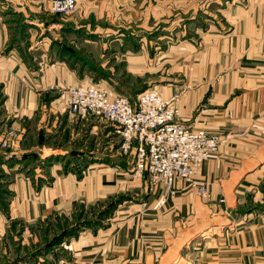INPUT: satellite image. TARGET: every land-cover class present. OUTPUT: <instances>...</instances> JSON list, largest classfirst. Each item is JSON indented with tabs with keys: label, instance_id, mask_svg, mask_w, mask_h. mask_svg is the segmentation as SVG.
<instances>
[{
	"label": "crops",
	"instance_id": "1",
	"mask_svg": "<svg viewBox=\"0 0 264 264\" xmlns=\"http://www.w3.org/2000/svg\"><path fill=\"white\" fill-rule=\"evenodd\" d=\"M31 2L0 0V139L7 131L17 133L12 146L0 147V167L13 173L11 210L26 219L126 189L123 177L91 161L96 158L88 125L95 119L72 117L66 106L67 89L90 79L62 52L57 38L65 33L63 22H54ZM212 2L214 9L196 11L209 24L198 42L186 46L182 80L156 88L174 99L178 123L219 137L218 150L196 177L205 193L177 182L175 195L163 205L160 186L145 199L136 194L104 229L72 239L70 256L54 264H264V208L239 212L249 195L254 203L263 195L264 0ZM137 61L129 72L142 78ZM109 135L119 138L107 124ZM29 154L54 160L31 176L21 170V157ZM79 161L88 167L77 180L63 166Z\"/></svg>",
	"mask_w": 264,
	"mask_h": 264
},
{
	"label": "rangeland",
	"instance_id": "2",
	"mask_svg": "<svg viewBox=\"0 0 264 264\" xmlns=\"http://www.w3.org/2000/svg\"><path fill=\"white\" fill-rule=\"evenodd\" d=\"M32 1L31 5L40 6L46 17L63 22V25L69 24L76 31L63 33L57 40L62 38L61 46L74 52L72 62L78 65L79 72L88 76V81L97 87L108 90L110 97L123 95L131 102L147 89H160L173 79L182 80L186 46L192 40L198 42L201 29L208 23L205 15L200 12L197 15L196 11H204L207 5L214 9L215 4L213 0H78L73 12L55 14L49 11L45 3ZM49 32L57 37L53 28ZM136 57L143 68L142 78L129 72L133 69L132 64L136 63ZM91 70L100 71L103 76H97ZM92 125L94 128H91ZM106 126V123L96 119L88 125L89 132H93L88 143L90 148L94 146L95 154L92 156L96 158L91 161L102 162L108 167L107 172L123 177L125 183L122 186L128 191L125 189L89 204L75 201L69 210L56 209L47 215L26 219L11 210L16 203L15 195L9 189L13 183V173H7L0 167V189L7 192H0V264H54L65 261L72 252L69 245L72 239L85 232L94 234L104 229L118 209L131 205L136 194L145 199L150 190L156 188L146 176L135 175L131 169L133 155L123 154L119 150L120 137L105 136ZM16 135L14 131L6 147H3L6 136L1 138V148L12 146ZM106 145L109 147L104 151ZM46 163L40 158L37 161L29 160L21 170L33 176L35 168L46 171ZM87 165L82 161L74 164L67 162L63 171L71 170L70 173L80 180L78 176L85 175ZM259 189L263 192L261 200L254 203L249 195L247 207L239 212L264 208V183ZM113 202H116V208L112 213H107V219L102 220L100 225L80 228L74 236L66 238L60 245L51 246L43 254L45 244L58 236L63 226L72 227L78 213L83 214L82 220L92 221Z\"/></svg>",
	"mask_w": 264,
	"mask_h": 264
},
{
	"label": "built area",
	"instance_id": "3",
	"mask_svg": "<svg viewBox=\"0 0 264 264\" xmlns=\"http://www.w3.org/2000/svg\"><path fill=\"white\" fill-rule=\"evenodd\" d=\"M35 1L45 3L55 14H69L77 5V0ZM66 94L72 117H92L115 128L121 138L122 153L133 152L135 175L146 176L153 186L162 188L160 205L168 195H175L177 182L205 193V184L196 177L203 163L218 150L220 140L216 135L178 123L174 99H166L156 89H147L131 102L123 95L110 97L108 90L91 81L68 88ZM11 136L13 131L7 133L3 147Z\"/></svg>",
	"mask_w": 264,
	"mask_h": 264
},
{
	"label": "trees",
	"instance_id": "4",
	"mask_svg": "<svg viewBox=\"0 0 264 264\" xmlns=\"http://www.w3.org/2000/svg\"><path fill=\"white\" fill-rule=\"evenodd\" d=\"M62 29H63V31L65 33L76 32L73 29V27L70 26L69 24L64 25ZM61 48H62V52H63V54L65 56H68L70 58H74L75 57V54H74V52H72V50H69L68 48H65L64 45L61 46ZM91 71L95 72L94 70H91ZM95 73L97 74V76H103V73H101L100 71L95 72ZM107 79H108V75H107ZM38 158H39L38 155H35V154L23 155L21 157V161H23V162H27L29 160L37 161ZM14 159L15 158H11L9 160V162L10 163L13 162ZM53 160L54 159H52V158H48L44 162H48L49 165H50V163H52ZM2 163H4V162H2V159H0V164H2ZM4 177H5V175H4ZM78 177H81V175H79ZM0 187H1V184H0ZM0 192L7 193L6 190H4V189L3 190L0 189ZM115 206H116V202H113V203L109 204L108 206H106L105 210L103 212H101L97 216V219H94L92 221L91 220L90 221L82 220L83 214L82 213H78V215L75 216V224L72 227L71 226H69V227H64L63 226V228L61 229L60 234L58 236H56L53 240H51L49 244H45V246L43 247V251H44L43 254L45 253V250L50 248L51 246L60 245L66 238L74 236L80 228H82V227L92 228L94 226L100 225L102 223L101 222L102 220H106L107 219V216H108L107 213L110 214V213H112V211H114V209L116 208ZM66 222H67V220H65L64 225H65ZM14 223H16V222H14ZM26 260L27 259H24L23 261H26Z\"/></svg>",
	"mask_w": 264,
	"mask_h": 264
}]
</instances>
